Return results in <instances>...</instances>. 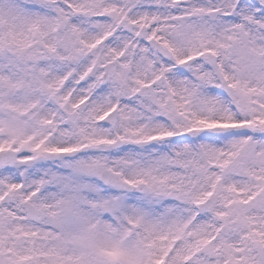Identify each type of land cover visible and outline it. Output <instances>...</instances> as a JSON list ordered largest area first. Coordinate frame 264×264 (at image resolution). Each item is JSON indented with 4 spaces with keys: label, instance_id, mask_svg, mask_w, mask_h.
Segmentation results:
<instances>
[{
    "label": "snow or ice",
    "instance_id": "snow-or-ice-1",
    "mask_svg": "<svg viewBox=\"0 0 264 264\" xmlns=\"http://www.w3.org/2000/svg\"><path fill=\"white\" fill-rule=\"evenodd\" d=\"M0 264H264V0H0Z\"/></svg>",
    "mask_w": 264,
    "mask_h": 264
}]
</instances>
